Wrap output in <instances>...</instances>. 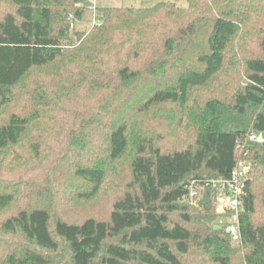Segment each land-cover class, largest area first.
I'll return each mask as SVG.
<instances>
[{
  "label": "trees",
  "instance_id": "1",
  "mask_svg": "<svg viewBox=\"0 0 264 264\" xmlns=\"http://www.w3.org/2000/svg\"><path fill=\"white\" fill-rule=\"evenodd\" d=\"M180 1L0 0V264H264V143L239 242L211 185L264 135V0Z\"/></svg>",
  "mask_w": 264,
  "mask_h": 264
},
{
  "label": "built area",
  "instance_id": "2",
  "mask_svg": "<svg viewBox=\"0 0 264 264\" xmlns=\"http://www.w3.org/2000/svg\"><path fill=\"white\" fill-rule=\"evenodd\" d=\"M264 143V135L261 133L250 132L245 139L238 143V149L241 156L236 160L228 177L215 179L211 181V185L217 188L218 210L224 215L220 220L224 231L235 242L241 239L240 233V197L244 192L247 180V170L251 165L249 159L245 157V144L262 145ZM194 190L191 189L187 197L191 200L194 196Z\"/></svg>",
  "mask_w": 264,
  "mask_h": 264
},
{
  "label": "rangeland",
  "instance_id": "3",
  "mask_svg": "<svg viewBox=\"0 0 264 264\" xmlns=\"http://www.w3.org/2000/svg\"><path fill=\"white\" fill-rule=\"evenodd\" d=\"M160 1H168V0H88L89 4L87 5L86 9L84 10L81 19H73L72 16H69L71 24L77 29H84L89 27L94 19V6L97 5H109V6H134V7H150ZM180 6H186V1L181 0L178 2ZM13 107L10 106L9 108L3 109L0 112V122L5 121L8 113L12 111ZM152 120L150 121L151 124ZM161 135H164L161 132ZM167 137V135H164ZM175 137V135H174ZM179 139L174 140L172 137L170 141H177ZM183 146L182 144H178L177 147ZM128 163V156L125 155L120 160V166L116 167L115 172H117L118 176L113 177V179L118 178L119 180L115 186L114 181L113 184L106 186L100 194H98L93 200L86 202L82 207L83 215L93 214L96 217L106 218L109 215L112 201L118 196L120 192V186L123 183V177L126 175L127 172V165ZM9 211H5L0 213L1 215L8 214Z\"/></svg>",
  "mask_w": 264,
  "mask_h": 264
},
{
  "label": "water",
  "instance_id": "4",
  "mask_svg": "<svg viewBox=\"0 0 264 264\" xmlns=\"http://www.w3.org/2000/svg\"><path fill=\"white\" fill-rule=\"evenodd\" d=\"M214 227H215V228H219V227H220V225H219V224H216V225H214Z\"/></svg>",
  "mask_w": 264,
  "mask_h": 264
}]
</instances>
